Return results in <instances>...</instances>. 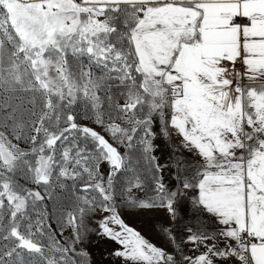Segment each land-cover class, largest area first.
<instances>
[{
    "label": "snow or ice",
    "instance_id": "6c2138e0",
    "mask_svg": "<svg viewBox=\"0 0 264 264\" xmlns=\"http://www.w3.org/2000/svg\"><path fill=\"white\" fill-rule=\"evenodd\" d=\"M99 213L122 264H264V0H0V264H91Z\"/></svg>",
    "mask_w": 264,
    "mask_h": 264
},
{
    "label": "rangeland",
    "instance_id": "374dc122",
    "mask_svg": "<svg viewBox=\"0 0 264 264\" xmlns=\"http://www.w3.org/2000/svg\"><path fill=\"white\" fill-rule=\"evenodd\" d=\"M100 131L101 129H97ZM175 137L172 139L160 137L158 143L161 144V150L156 153L157 157L161 160V163H166L170 159V154L175 151L176 143H173ZM123 151V149H121ZM171 158H175L174 156ZM189 161H194V157L185 152L183 157ZM106 167V166H105ZM174 170V166H173ZM166 182L169 184H174L175 181L169 175V172L165 171ZM194 193H189L187 198H182L181 200V226L185 223L192 224L196 226L200 221H203L208 225L209 231L217 230V225L214 220L206 219L203 215H198L192 208L191 205V197ZM46 207L48 211H51L52 204L51 202H46ZM102 213L97 214L92 218L89 224L90 232L89 238L84 242L81 246L88 253V259L91 264H122V262L114 257L111 253L112 250L119 247L115 244V242L106 240L96 235L95 229L97 223L102 216ZM123 218L125 222L133 226L136 230L140 231L142 235H144L147 239L157 244L158 246L167 247L169 251L172 250V247L165 243L164 238L159 235V227L161 223L167 222V214L160 211H144V212H134L127 209L123 210ZM53 227L56 228V224L53 222ZM69 234L68 231H65V237ZM63 239V238H61ZM190 248V246H189ZM189 248L185 249L186 254H191L189 252Z\"/></svg>",
    "mask_w": 264,
    "mask_h": 264
}]
</instances>
